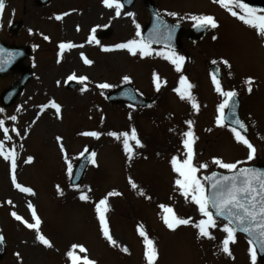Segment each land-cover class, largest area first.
I'll return each instance as SVG.
<instances>
[{"label": "rangeland", "instance_id": "rangeland-1", "mask_svg": "<svg viewBox=\"0 0 264 264\" xmlns=\"http://www.w3.org/2000/svg\"><path fill=\"white\" fill-rule=\"evenodd\" d=\"M4 2L0 40L29 49V57L23 65L29 67L34 76L10 108L0 106L4 110L0 112V119L4 120L12 137L5 143V148L14 147L17 152L14 173L10 162L0 157V232L6 243L0 264H69L66 253L72 245L83 246L86 253H80L76 248L74 254L81 258L87 256L95 264H146L143 238L139 236L137 226H142L153 241L158 254L154 264H252L249 242L239 235L235 234V243L229 245L231 256L220 251L226 235L221 231L222 223L217 222V227L210 230L214 239H197V230L191 225L169 230L163 223L164 213L160 206L172 208L178 217L191 218L193 223L201 219L196 206L189 203L190 198L186 201L176 190L177 174L170 164L173 156L180 160L185 158L182 133L188 131V121H192L195 136L193 163L208 165L197 173L202 183L205 184L203 177L211 170L227 172L214 165L213 158L227 163L246 162L238 167L264 163V39L240 20L230 21L220 27L222 37L217 35L214 40V35L209 36L198 50L190 51L195 63L206 59L210 63L215 61L213 64L218 65L222 76V88L237 93L240 119L247 128V139L256 149L254 159L247 161V147L236 142L229 128L216 124L217 107L224 98L215 91L205 66L190 76L178 72L171 75L175 66L156 55L162 51L159 48H152L153 55L149 57L133 56L123 49L112 53L101 50L139 39L135 35L136 25L141 31L146 18L143 17L141 0H135L126 9L133 15H127L125 21H116L114 9L104 12L99 5L102 0H51L43 7L37 6L36 0ZM194 2L158 0L157 6L164 13V5L169 4L177 14L176 18L190 20V11L198 5ZM89 7L94 9L92 17L87 16ZM181 7L190 10L183 11ZM202 10L221 15L209 4ZM66 12L72 16L65 22L68 24L65 39L73 44L84 43L82 54L92 61L90 65H86L82 58L72 63L57 58L55 43L61 35V28L55 17ZM201 14L197 10L193 13ZM13 22L21 23L16 34L9 32V25ZM93 28L95 32H92ZM105 29L110 30V37L96 39V34ZM90 35L94 39L88 43ZM45 36L49 39L45 40ZM163 72L169 74L161 76ZM153 73L160 78L159 91L153 84ZM73 74L87 77L85 84L75 79L65 83ZM181 75L193 85L190 91L198 110H194L189 101L181 100L174 91L180 86ZM125 76L129 77L130 83L123 81ZM248 78L253 80L251 92L244 83ZM15 80V75L1 77L0 93ZM69 82L76 84L73 91L65 89ZM100 83L115 88L130 85L151 99L153 105L136 109L110 105L105 102L110 88H97ZM85 86L87 90L81 92ZM49 101L61 107L59 117L50 107L41 112V106ZM13 115L17 117L14 122L8 119ZM102 118L104 121H100ZM13 127L20 135L11 132ZM133 128L143 146L135 148L133 144L135 154L128 160L123 155L121 141L106 133L130 132ZM86 131L101 135L98 138L80 135ZM57 137L62 138L60 142ZM0 139H3L2 132ZM61 143L64 153L60 150ZM88 148L95 153V163L87 169L79 188L70 189L65 155L73 166L80 153ZM28 157L33 160L25 163ZM13 174L17 182L31 188L34 195L14 188L11 183ZM129 178L145 196L132 189ZM81 191L90 197L89 201L79 199ZM110 191L121 194L108 198L109 211L106 214L110 234L119 247L109 245L103 238L94 211L95 203ZM29 203L40 220L38 229L51 247L41 245L35 239L36 230L27 229L12 217L14 211L32 223ZM124 247L128 249L126 253L120 250ZM256 264L260 263L256 261Z\"/></svg>", "mask_w": 264, "mask_h": 264}, {"label": "snow or ice", "instance_id": "snow-or-ice-1", "mask_svg": "<svg viewBox=\"0 0 264 264\" xmlns=\"http://www.w3.org/2000/svg\"><path fill=\"white\" fill-rule=\"evenodd\" d=\"M213 2L219 4L221 8L227 10L230 15L240 20L244 25L254 29L257 32V35L264 39V15H258L256 9L249 7L243 2V0H213ZM102 3L104 7L114 9L117 17L121 15V10L123 8L121 0H102ZM4 8L5 2L4 0H0V14L3 13ZM237 9L239 11H237ZM167 14L174 17L177 16L176 13ZM64 15H67V13ZM127 15L132 16L133 14L127 13ZM61 18L62 17L59 15L55 17L57 20H60ZM157 19L158 27L147 39H130L127 42L119 43L112 47H103L101 50L111 51L114 49H123L127 50V52L133 56L139 54L141 57H149L153 55L154 51L151 48L152 43L164 42L167 51H158L156 52V55L162 56L165 60L174 65L176 72H181V66L185 61V57L178 55L170 46V41L176 26H169L163 20H160L159 16H157ZM190 19L193 22V27L198 30H206L208 28L215 29L218 26L214 17L210 15H193ZM136 27L137 31L135 35L140 37L141 33L139 31V25H136ZM95 31L96 29L93 28L92 32ZM44 39L48 40L49 38L45 36ZM93 39L94 37L90 35L88 43H91ZM213 39L215 40L216 37L213 36ZM58 47L62 52L65 49L77 47V45L71 42H62ZM81 58L86 65H90L92 63V61L86 59L83 54H81ZM57 62H59V60ZM213 63H215V61H213ZM222 63L225 65L228 64L227 61H222ZM218 72L219 70L217 69L216 73L212 74V83L215 91L224 99L217 107L218 115L216 118V124L220 127H224L226 124L229 126V130L236 142L247 147V161H252L254 159L256 149L243 134L247 131L245 124L240 119L236 118L235 97L237 93L235 91H225L222 88L218 79ZM74 79L84 85L87 77H76L74 74L69 75L65 83ZM123 81L125 83H130V79L127 76L123 77ZM244 83L248 87V91L251 92V85L253 83L252 78L246 79ZM153 84L155 85L156 90L159 91L161 84L160 78L156 73H153ZM179 85V87L174 89L179 98L181 100L189 101L192 108L194 110H198V105L190 91L193 85H191V83H189L183 75L180 76ZM96 87L99 89H109L112 85L108 83H100L96 85ZM80 90L81 92H84L87 88L85 86ZM101 95H103V92H101ZM49 107L55 109L57 117H59L61 107L52 101H49L46 105H42L40 110L43 112L44 109ZM129 107H131V105H129ZM149 107H151V105H149ZM225 109L229 110L227 114L224 112ZM19 110L20 109L17 108V111ZM3 111V109H0V112ZM37 115H39V113ZM229 116L232 117L230 120L228 119ZM8 119L14 122L17 120V117L13 115L8 117ZM129 119H131V116H129ZM33 123H35V121H33ZM187 125L188 131L182 133V145L185 158L180 160L176 156H173L170 164L172 171L177 174V179L175 180L176 190L185 198L186 201L190 198L191 203L196 206L201 219L193 223L191 218H180L174 213L172 208L161 205L160 207L163 209L164 213L162 217L163 223L169 230H175L179 226L191 225L197 230V239H214L210 230L217 227V218H220L224 221L221 231L226 234L225 238L221 241L220 251H222L225 255L231 256L229 245L230 243H235V234L237 232L245 233L249 237V255L252 264H256V246L264 252V170L255 167H238L239 164L246 162L237 161L234 163H227L219 158H213L212 163L221 169L227 170L230 175H222L213 172L210 176L203 177V180L207 184V187H205V184L201 182L200 178H198L197 173L200 169H206L208 165L206 163H201L199 166L194 165V153L192 146L195 142V136L192 132V121H188ZM0 132L3 133V139H0V157H2L5 161L10 162L11 169L14 173L16 168L17 152L14 147L5 148V143L10 141L12 137L9 135V128L5 127V122L2 119H0ZM11 132L16 133V135H20L19 131L15 127L11 129ZM106 134L121 141L123 151L128 160H131L135 154L133 144L135 148L143 146L138 139L137 132L134 128L131 129L130 132L125 131L116 133L110 131ZM80 135L98 138L101 133L96 131H86L81 132ZM61 139L62 138L57 137L58 142H60ZM60 150L62 153L65 151L62 143L60 144ZM85 152H87V149H85ZM85 152H81L80 156H84ZM94 156V152L89 154L87 160L94 164ZM32 160V157H28L25 160V163H30ZM65 162L68 164V174L71 177L72 165L71 163H68L66 155ZM128 182L132 189L138 190V186L131 178H129ZM11 183L14 188L19 190V192L34 195L31 188L21 186L17 182L14 174L11 177ZM57 187L59 192V186ZM74 187L77 189L79 188L78 185H75ZM138 194L145 196V193L142 190H138ZM118 195L121 194L116 191L108 192L104 198L95 203L94 208L96 218L99 222V230L103 238L113 247H119V245L110 234L106 214L109 211L108 198ZM79 199L87 202L90 200V197L85 192L81 191ZM8 203L11 204V201H8ZM28 209L32 213V223L26 221L14 211L11 212V215L27 229L36 230L35 239L41 245L51 247L52 245L49 240L46 239L38 229L40 220L31 203L28 204ZM137 232L139 236L143 238L144 259L146 264H154L158 254L153 241L146 235L142 226H137ZM3 240L4 237L0 236V243H3ZM76 248H79L80 253H86V249L83 246L72 245V248L66 253L70 264H95V262L89 260L87 256L81 258V256L75 255L73 250ZM120 250L125 253L128 251L126 247L121 248Z\"/></svg>", "mask_w": 264, "mask_h": 264}, {"label": "water", "instance_id": "water-1", "mask_svg": "<svg viewBox=\"0 0 264 264\" xmlns=\"http://www.w3.org/2000/svg\"><path fill=\"white\" fill-rule=\"evenodd\" d=\"M47 2L48 0H40V2L38 3L40 5H43ZM131 2L132 0H128L126 5H129ZM149 6L151 7L149 10H152V6L150 4ZM262 7L264 8V4ZM153 24H155V21L153 22ZM18 26L19 24L13 25L11 30L16 31ZM150 33H153V30H150ZM107 35H108V32L102 34L101 37H106ZM27 55H28V51L26 49L6 46L2 42H0V69H2L0 70V76H4L10 73L18 74V80L10 88L4 91L0 97V102L4 107H9L16 100V98L18 97V95L20 94L24 86L28 83V81L32 77V73L29 71V69L22 66V61L27 57ZM129 92H130V88L123 87V88H120L110 93L107 96V99L110 102H120V101H124L122 99L129 98L131 99L129 100L130 101L129 103L135 106L148 104L147 101H144L141 98L134 95L132 91L131 92L133 96L129 97V95H127ZM237 109H238V102L235 100L236 118H238ZM231 118L232 117L230 116L228 117L229 120ZM89 154L90 153H87L82 158L80 163L76 165V168L74 169L71 180H70V185H76L80 182L82 173L88 162L87 157ZM255 168L264 170V167H255ZM3 254H4V246H3V243H0V258L3 256Z\"/></svg>", "mask_w": 264, "mask_h": 264}, {"label": "bare ground", "instance_id": "bare-ground-1", "mask_svg": "<svg viewBox=\"0 0 264 264\" xmlns=\"http://www.w3.org/2000/svg\"><path fill=\"white\" fill-rule=\"evenodd\" d=\"M100 7L103 9H108V8L104 7L103 4ZM86 10H87V16L92 17V15L94 14V9L92 7H89ZM66 13H67V15H64L65 14L64 13L63 15H61L62 18L60 20H57L60 24L61 35H60L59 39L56 40L57 42L55 43V45H56L58 53H59V56H57V58L60 59L61 62H63V60H64L66 62L72 63V62L76 61L78 58L81 59V54L83 53L81 48L84 46V43L75 44V45H77V47H74L72 49H65L62 52L59 49L58 46L60 43L68 42L65 39V31H66V29H68L67 28L68 24H65V22H68L70 16H72V14H70V12H66ZM127 13H129V12L122 9L121 15L119 17L116 16V18H115L116 21H125ZM87 41H88V39H87ZM81 45H82V47H81ZM24 194H26V193H24Z\"/></svg>", "mask_w": 264, "mask_h": 264}, {"label": "flooded vegetation", "instance_id": "flooded-vegetation-1", "mask_svg": "<svg viewBox=\"0 0 264 264\" xmlns=\"http://www.w3.org/2000/svg\"><path fill=\"white\" fill-rule=\"evenodd\" d=\"M246 2L256 1V0H245Z\"/></svg>", "mask_w": 264, "mask_h": 264}]
</instances>
